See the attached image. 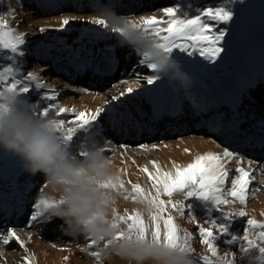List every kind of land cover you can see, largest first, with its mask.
<instances>
[{
    "label": "rangeland",
    "instance_id": "obj_1",
    "mask_svg": "<svg viewBox=\"0 0 264 264\" xmlns=\"http://www.w3.org/2000/svg\"><path fill=\"white\" fill-rule=\"evenodd\" d=\"M208 6L229 9L233 19L217 25L225 30V36L220 42L224 50L215 62L205 61L198 53L189 57L174 50L172 57L181 65L180 71L192 80L186 92L173 78L174 69L164 63L167 58L161 61L156 73L160 80L149 85L146 79L153 73L137 63L141 57L134 51L132 38L90 23L97 13L109 20L110 27L119 24L120 21L111 18V11L128 18L129 23L139 22L140 17L149 15L166 21L162 10L167 7L179 9L180 18L185 14L191 18ZM9 11L14 12V18L5 15L10 27L25 33L26 43L21 46L24 55L16 57L21 75L34 72L56 95L55 101H46L42 97L52 92L33 89L24 99L36 104L37 111L48 104L73 109L61 117L66 122L81 111L94 113L97 108H107L94 122L88 142H99L104 147L112 173L124 185L123 189L119 185L107 189L114 196L108 218L112 219L113 210L119 216L139 212L145 223L150 224L146 202L132 191L133 185H139L144 196L156 195L152 182L140 169L147 167L149 172H155L152 164L155 162L161 173L174 174L176 167L185 168L200 155H222L227 147L225 133L229 132L239 144L227 148L259 163L221 161L229 173L224 185L226 190L231 189L237 167H243L255 179L244 205L225 194L224 198L230 203L211 213L213 219L222 214L230 215L229 236H221L213 230L218 236L217 254L221 257L227 254L234 264H261L258 250L245 255L241 249L246 246L243 239L246 221L253 219L264 224V175L256 171L264 169V156L256 154L264 152V142L253 147L248 143L250 139L242 140L241 136L247 131H257L264 121V83L259 79L264 76V0H243L242 3L241 0H0V15ZM63 19L70 23L60 29ZM161 26L166 27V24ZM41 28L45 31L40 32ZM4 55L5 52L0 51V64L7 63ZM137 73L141 77L139 83ZM224 85L238 92L236 106L225 97ZM128 87L134 89L133 93L120 96ZM85 88L89 91H81ZM113 96L119 99L113 100ZM125 111L130 114L123 119ZM121 119L125 126H133L132 129L127 132L120 129L117 122ZM67 126L71 125L66 123ZM85 135L81 132L78 133L80 139L74 138L73 151L84 145ZM140 145L147 147L141 149ZM251 189L260 190L253 195ZM41 198L55 200L58 193L42 174L23 171L17 157L0 151V230L6 235L7 229L13 228L25 245L21 248L15 240L8 246L0 243L3 264H15L14 257L22 255L28 256L30 264H97L82 251L86 238L65 234L63 221L49 211L31 227L27 226L33 205ZM160 199L167 202L170 198L161 195ZM171 199L175 202L178 197L174 195ZM189 202L195 205L196 223L189 222L187 211L181 216L171 207H167L163 215L173 217L181 235L191 234L192 259L196 264H203L204 256L215 260L207 246L200 243L197 231L198 225L208 227L204 221L209 214L199 201ZM240 211L246 215L240 217ZM17 218L19 225H9L11 219ZM231 235L237 237V242L226 245L224 240L231 239ZM249 238L256 239L251 230ZM100 264L123 262L118 257H102Z\"/></svg>",
    "mask_w": 264,
    "mask_h": 264
},
{
    "label": "snow or ice",
    "instance_id": "obj_2",
    "mask_svg": "<svg viewBox=\"0 0 264 264\" xmlns=\"http://www.w3.org/2000/svg\"><path fill=\"white\" fill-rule=\"evenodd\" d=\"M163 14L167 17L165 20H159L153 15L147 17H140L139 22L131 21L126 23L123 28H113V34H119L124 37L129 36V32H140L146 35L153 42L154 48L159 53L163 54L166 59L172 56L174 50H178L181 53H186L189 57L194 54H199L205 61L215 62L220 56L223 47L220 42L225 36V30L218 28L217 25L222 23H228L233 19L232 12L225 7H204L199 10L198 14L194 17L188 18L185 14L184 18L178 16L179 9L174 7L164 8ZM7 17L14 18V12L9 11L6 14L0 15V51L5 52L3 59L7 63L0 64V98H14L24 97L25 94H29L33 89L35 90H47L53 94H46L42 97L46 101H55L56 95L54 90L48 89L47 85L42 82V79L34 72H28L26 75H21L19 64L16 57H22L24 52L22 47L26 41L24 39L25 33H21L10 27L9 23L5 19ZM70 21L63 19L60 24V29H65ZM91 23L107 28L108 24L103 19H93ZM162 24H166V27H162ZM40 32H44L45 29H39ZM139 65L146 67V69L153 73L147 77L146 82L149 85H153L156 81L160 80V77L156 74L159 69L157 63L150 62V54L145 53L138 62ZM137 83L140 80V74L137 73ZM127 83V81H121ZM83 92H88L89 89H82ZM134 89L128 87L125 92H121L120 96L133 93ZM113 100L119 99L117 96H113ZM108 103L107 101L105 102ZM107 110L106 107L97 108L94 113H86L84 111L79 112L73 119L68 120L61 118L63 114L74 111L65 107H60L56 104H48L42 109L37 111V115L43 118H52L57 122V130L60 137L69 150L73 148L74 138L80 139L78 133H85L83 137L86 145L92 134L94 122L98 120L101 113ZM54 113V115H51ZM66 123L71 126L66 127ZM81 145L80 147H82ZM120 147L126 148L127 145H121ZM141 149H145L146 145H140ZM155 147V146H153ZM81 156L86 155L81 151ZM222 159H226L229 162L236 160L237 163L243 160H248L249 164L259 163V161L251 160L248 157L242 156L241 153L225 147L222 155L220 154H206L200 155L194 159L185 168H175L174 174L172 172L161 173L159 167L152 162L155 172H149L148 168L140 169L143 171L149 181L152 182V187L155 189L156 195L154 197L143 195V190L139 185H133L132 191L139 194L142 197L143 202H146L150 224H146L145 220L139 212H134L131 215L119 216L113 210L112 213V227L117 229L114 240H135L137 242H144L151 240L156 245H163L165 248L172 249L184 254L193 252L190 245L192 236L190 233L180 234L178 227L175 225L173 217L168 215L164 217L163 213L166 212L167 207H171L184 216L187 211L189 222L196 223V216L193 212L195 207L194 203L189 201H199L201 205L207 210L209 214L205 219L207 228L197 226V231L200 237V243L207 246L208 252L215 260L209 259L208 256L202 258L203 264H234V261L229 259L227 254L223 257L218 256L215 241L218 236L214 235L215 229L221 236L230 235V215L222 214L217 219L211 217L213 211H219L221 205L230 203L225 199V194L232 197L235 201H239L241 205L246 203L250 185L255 179L249 171H246L243 167H237L236 175L231 179V189L226 190L224 188L225 181L229 177V173L224 170L225 165L221 163ZM258 174L264 175V169H257ZM117 185L121 189L124 185L120 182L116 184L103 185L104 188H116ZM46 186V185H45ZM260 189H251V193L254 195L256 191ZM164 195L170 199L165 202L160 199V196ZM178 199L173 202L171 199L173 196ZM128 197L125 196V199ZM135 199V197H133ZM57 202L55 200H49L46 198L39 199L38 203L33 205L34 211L30 214L27 226L31 227L38 218L42 217L45 212L55 208ZM240 217L246 215L245 212L240 211L238 213ZM246 227L244 228V237L246 246L241 249L245 255L252 253L253 250H258L261 264H264V224H258L253 219L246 221ZM250 230L255 235L256 239L249 238ZM30 239V237H29ZM0 240L4 245H8L12 240L17 241L21 248H24V242L19 239L13 228L7 229V234L4 235L0 230ZM86 245L82 248V251L86 252L90 257L94 258L97 264H100L102 259V248L106 249L109 245L108 242L98 243L95 240L86 238ZM237 242V237L231 235V239H225L226 245H232ZM96 249V250H93ZM25 264H30L28 257L24 258ZM193 264L196 262L193 260Z\"/></svg>",
    "mask_w": 264,
    "mask_h": 264
},
{
    "label": "clouds",
    "instance_id": "obj_3",
    "mask_svg": "<svg viewBox=\"0 0 264 264\" xmlns=\"http://www.w3.org/2000/svg\"><path fill=\"white\" fill-rule=\"evenodd\" d=\"M110 16L121 22L114 28H123L129 20L113 11ZM94 19H103L109 25V20L97 13ZM128 37L132 38L137 55L149 53L150 62L159 66L164 61L163 54L146 35L136 31L129 32ZM164 63L174 69L173 78L186 92L192 86L191 77L180 71L181 65L172 56ZM185 99H189L188 95ZM56 125L52 118L39 117L37 105L22 97L0 98V151L17 157L23 171L42 174L58 193L57 206L49 212L63 221L65 234L82 235L101 244L108 242L109 246L102 248V257H118L123 264H193L191 253L158 246L150 239L144 242L113 239L117 229L112 227L108 209L114 196L107 191L111 187H103L119 182L111 171V161L99 142H88L77 151L69 150ZM81 151L86 155L81 156Z\"/></svg>",
    "mask_w": 264,
    "mask_h": 264
},
{
    "label": "bare ground",
    "instance_id": "obj_4",
    "mask_svg": "<svg viewBox=\"0 0 264 264\" xmlns=\"http://www.w3.org/2000/svg\"><path fill=\"white\" fill-rule=\"evenodd\" d=\"M97 1V0H96ZM93 20V19H92ZM91 20V21H92ZM91 23V22H90ZM121 23V22H120ZM119 23V24H120ZM125 23H129V21H127V22H125ZM91 25L93 26V27H97V28H102V26H98V25H95V24H93V23H91ZM111 26V23H109V25H108V27H110ZM258 55H260V51H258ZM108 71V70H107ZM262 78H264V76L262 77V76H260L259 77V79L264 83V80L262 79ZM252 84V83H251ZM250 85V84H249ZM251 86V85H250ZM249 86V87H250ZM248 87V86H247ZM246 87V88H247ZM248 87V88H249ZM251 88V87H250ZM243 92H245V91H243ZM223 93H224V95H225V97L227 98V100H228V102H230L231 104H233V105H237V97H238V92L236 91V89L234 88V87H232V86H230V85H224L223 86ZM262 101V100H261ZM119 101H117V103H118ZM170 105V103L168 104V106ZM262 105V104H261ZM121 108H123V107H121ZM123 115H122V118L124 119L127 115H129L130 114V112H128V111H125V112H123L122 113ZM118 124V125H117ZM117 126L120 128V129H122V130H125V132H127L128 130H130V129H132V127L133 126H131V127H129V126H125L124 124H123V122H122V119H121V121H119V122H117ZM115 125V124H114ZM113 125V126H114ZM261 127L260 128H258V130L256 131V130H253V131H247V133L244 135V136H241L242 137V140L243 139H245V138H248V139H250V141L248 142L251 146H253V147H255L254 145H257L258 143H263L264 142V121H263V123H261V125H260ZM170 127V126H169ZM117 130V129H116ZM122 132V131H121ZM233 136H235L234 134H229V132H226L225 133V137L227 138V140H226V142H225V144H226V146L227 147H232L233 145H238L239 143H236V140H234V137ZM254 136H256V138H254ZM256 141V142H255ZM244 143V142H243ZM256 154L257 155H261V156H264V152H260V151H257L256 152ZM19 223H20V220H18V218L15 220V219H11V221H10V224L9 225H19ZM26 239V238H25ZM31 239V238H30ZM0 243H1V245L2 246H8V245H4L3 243H2V241H0ZM1 253V252H0ZM25 257H28L27 255H22V256H20V257H14V262H15V264H25V260H24V258ZM2 257H1V254H0V264H3V261H2V259H1ZM29 259V258H28ZM30 262V261H29Z\"/></svg>",
    "mask_w": 264,
    "mask_h": 264
}]
</instances>
